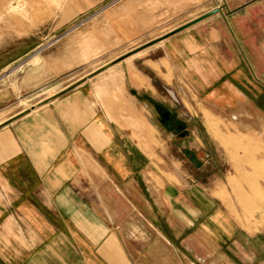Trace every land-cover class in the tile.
I'll list each match as a JSON object with an SVG mask.
<instances>
[{
    "label": "crops",
    "instance_id": "obj_1",
    "mask_svg": "<svg viewBox=\"0 0 264 264\" xmlns=\"http://www.w3.org/2000/svg\"><path fill=\"white\" fill-rule=\"evenodd\" d=\"M138 3L155 16L174 11L170 23L186 19L164 36L151 70L197 95L241 99L264 122V0ZM135 73L140 87L152 83L129 65V95L142 104ZM108 92V84L85 79L0 121V264H264V228L243 226L222 200L264 192V183L227 186L221 158L210 182L172 159L159 166L134 137L139 117L110 119ZM183 148L181 161L203 171L200 147Z\"/></svg>",
    "mask_w": 264,
    "mask_h": 264
},
{
    "label": "rangeland",
    "instance_id": "obj_2",
    "mask_svg": "<svg viewBox=\"0 0 264 264\" xmlns=\"http://www.w3.org/2000/svg\"><path fill=\"white\" fill-rule=\"evenodd\" d=\"M172 12L155 16L138 0H0V121L37 110L90 79L99 87L108 84L103 98L110 119L135 115L144 122L134 137L159 166L172 159L173 167L186 170L190 178L198 175L210 182L221 158L227 186L231 180L238 188H250L256 180L264 183L263 117L241 99L238 105L229 97L218 101L197 95L180 78L151 70L150 60L163 55L164 36L186 20L174 15L168 22ZM130 64L152 83L137 90L145 99L142 104L129 95ZM98 96L101 100L100 92ZM248 122L258 127L244 128ZM176 123L185 126V135L175 132ZM189 144L200 147L203 171L181 161ZM236 170L241 176L234 181L230 175ZM222 200L240 224L254 232L264 228V192L242 190L231 201L229 196Z\"/></svg>",
    "mask_w": 264,
    "mask_h": 264
},
{
    "label": "bare ground",
    "instance_id": "obj_3",
    "mask_svg": "<svg viewBox=\"0 0 264 264\" xmlns=\"http://www.w3.org/2000/svg\"><path fill=\"white\" fill-rule=\"evenodd\" d=\"M27 3V2H26ZM23 5V4H22ZM32 6V5H31ZM26 9V8H25ZM144 78L141 77L140 74H133L132 75V83L134 86L140 87V81L142 82ZM145 83V82H144Z\"/></svg>",
    "mask_w": 264,
    "mask_h": 264
},
{
    "label": "water",
    "instance_id": "obj_4",
    "mask_svg": "<svg viewBox=\"0 0 264 264\" xmlns=\"http://www.w3.org/2000/svg\"><path fill=\"white\" fill-rule=\"evenodd\" d=\"M164 118L167 119L168 118V115L165 113L164 114ZM182 131V133H184V125L183 124H179L177 125V127L175 128V132L178 133Z\"/></svg>",
    "mask_w": 264,
    "mask_h": 264
},
{
    "label": "flooded vegetation",
    "instance_id": "obj_5",
    "mask_svg": "<svg viewBox=\"0 0 264 264\" xmlns=\"http://www.w3.org/2000/svg\"><path fill=\"white\" fill-rule=\"evenodd\" d=\"M163 114H165V113H163ZM170 120V116H168V118L166 119V121H169ZM180 123H176L175 124V128L177 127V125H179ZM178 133H182V131L181 132H178Z\"/></svg>",
    "mask_w": 264,
    "mask_h": 264
}]
</instances>
